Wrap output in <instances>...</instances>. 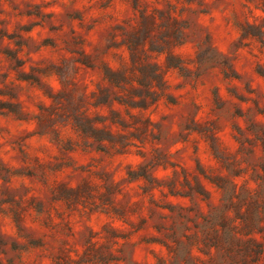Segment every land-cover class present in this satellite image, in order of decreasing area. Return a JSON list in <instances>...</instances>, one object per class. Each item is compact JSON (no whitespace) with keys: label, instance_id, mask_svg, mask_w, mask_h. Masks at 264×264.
<instances>
[{"label":"clouds","instance_id":"9594fccd","mask_svg":"<svg viewBox=\"0 0 264 264\" xmlns=\"http://www.w3.org/2000/svg\"><path fill=\"white\" fill-rule=\"evenodd\" d=\"M0 264H264V0H0Z\"/></svg>","mask_w":264,"mask_h":264}]
</instances>
